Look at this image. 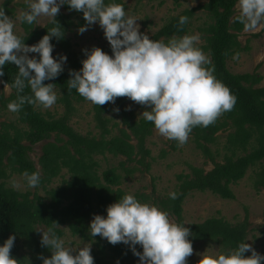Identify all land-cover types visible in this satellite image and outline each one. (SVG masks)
<instances>
[{
    "label": "trees",
    "instance_id": "obj_1",
    "mask_svg": "<svg viewBox=\"0 0 264 264\" xmlns=\"http://www.w3.org/2000/svg\"><path fill=\"white\" fill-rule=\"evenodd\" d=\"M13 2L14 0H4L0 4V9H4L10 17H14L15 13ZM113 2L124 6L121 0H106V3ZM160 3H163V0H160ZM236 3L237 0H208L175 14L154 34L144 33L151 39L167 42L173 36L187 34L197 10L204 11L210 22L201 28L207 42L202 47L208 51L212 61L209 67L214 68L215 77L236 97L235 106L230 112L224 113L213 125L194 128L190 134L197 148L210 157L214 164L213 168L206 170L190 165V173L178 175V188L174 191L178 194L177 199H170L168 195L158 202L154 198L153 204H159L164 211L175 215L179 224H185L183 202L189 192L209 190L224 199H235L232 184L242 180L250 168L264 164V86H257L263 79L262 75L256 72L234 73L227 64L229 57L244 48L240 40L243 26L235 19ZM64 7L67 12L60 10L56 18L57 23L64 29V38L57 40L53 37L51 43L54 48L70 52L72 44L68 32L74 27L83 26L86 21L82 12L70 10L67 4ZM181 16L188 17V22L182 28L178 23ZM21 24L24 33L16 34L28 45L38 43L47 34L48 29L54 26L50 22L44 26L29 25L26 22ZM93 47H100L108 54H113L110 44L93 45L89 51ZM84 59L85 53L74 54L57 78L45 81L54 83L55 88L60 91V100L65 106L63 115L45 116L38 106L26 104L16 114L27 129L12 134L9 131L10 125L5 122L0 127V245H3L9 236L15 235L11 253L18 260V264H43L40 257L51 256L50 249L41 246V233L35 231L38 225L45 224L48 229L54 223H58L55 232L61 238L64 231L60 225L64 224L70 228L72 234L81 235L92 241L93 237L89 235L91 219L97 214L106 217L107 207L127 194L119 187L122 176L117 167L112 166L104 170L102 175L98 174L97 155L105 156L107 152L114 156L124 155L127 160L121 161L119 165L128 173L135 170L149 171L151 166V162L146 160V157H151L146 140L155 128L154 124L146 121L143 116L136 119L135 112L128 110V98H117L115 104L109 102L103 106L92 103L98 134L92 132L83 134L70 124V116L75 109L74 102L86 100L77 90H68L69 70H80ZM4 72L5 75L0 79L11 84L18 69L15 65L6 64ZM24 94L31 95L30 89L26 88ZM16 95L15 89H12L11 95L5 99V104L14 101ZM116 107L120 108L123 115L122 123L127 128L120 127L119 122L112 123L113 120L108 116ZM116 126L120 134L112 135V130ZM228 130L225 146L228 152L224 155L223 161H217L211 153L209 144L217 141L218 132ZM41 142L44 144L37 163L31 153L35 145ZM178 146V143L172 140L171 147L176 150ZM249 146L252 148L250 151ZM163 155H166L165 150ZM130 162H136L138 165L126 166ZM37 164L41 168H38ZM63 168L67 169L69 179H63L59 186L47 189V184L60 175ZM9 171L23 174L39 171L41 179L38 186H43L45 194L23 192L8 186L5 179L10 175ZM254 185L257 189L264 187V165L256 172ZM139 196L135 195L142 203L148 199L145 194L142 200ZM185 227L191 230L192 235L189 239L192 241L193 249L201 242H217L227 254L238 248L240 243H248L247 218L232 223L223 217H211L202 222L185 224ZM95 238L91 249L94 264L139 262V258L133 254L129 245L123 243L112 245L105 238L100 236ZM137 250L143 251L140 245H137ZM259 254L264 255V249ZM245 255L250 256L251 251Z\"/></svg>",
    "mask_w": 264,
    "mask_h": 264
},
{
    "label": "clouds",
    "instance_id": "obj_2",
    "mask_svg": "<svg viewBox=\"0 0 264 264\" xmlns=\"http://www.w3.org/2000/svg\"><path fill=\"white\" fill-rule=\"evenodd\" d=\"M27 10L18 19L29 25H40L46 17L54 26L48 29L38 43L28 45L15 32V22L0 9V77L5 75L6 64L15 65L18 73L13 82L0 81L7 94L16 91V99L8 104V110L19 112L24 105L51 108L57 101L54 83L67 62V55L59 59L53 56L51 40L63 39L65 32L57 16L61 6L82 12L86 23L78 31L83 34L99 23L110 44L112 55L100 47L84 49L86 59L80 70H69L68 90H77L91 103L103 106L115 104L117 98H129L146 106L142 116L154 124L158 134L174 140L178 145L187 143L192 130L208 127L236 103L230 89L214 75L212 61L198 47L199 34L173 36L167 42L151 39L140 31L138 18L128 15L122 4L106 3V0H26ZM235 19L243 31L256 33L264 30V0H237ZM187 16L179 18L182 28ZM36 53L38 58L29 54ZM238 55V54H237ZM31 95L24 94L25 89ZM118 111L119 109H114ZM29 188L40 183L39 171L24 173ZM170 199H177L172 192ZM264 224V220H257ZM186 224V223H185ZM172 220L169 214L154 204L142 203L134 195L125 194L107 207V216L97 214L90 223L89 235L105 238L110 244L129 245L139 258V264H188L194 249L189 237L191 230ZM54 223L42 233L41 246L51 251V256H41L43 264H94L91 246L79 249L65 247L64 240L55 232ZM15 235L0 245V264H18L12 255ZM140 245L143 251L137 250ZM251 251V255H245ZM264 255L251 244L240 243L238 248L219 255L204 254L198 264H262Z\"/></svg>",
    "mask_w": 264,
    "mask_h": 264
},
{
    "label": "rangeland",
    "instance_id": "obj_3",
    "mask_svg": "<svg viewBox=\"0 0 264 264\" xmlns=\"http://www.w3.org/2000/svg\"><path fill=\"white\" fill-rule=\"evenodd\" d=\"M4 0H0V4ZM124 3L125 11L128 15L138 18L137 23L140 26V31L148 35L157 32L172 16L178 14L187 7H196L201 3L208 0H160L149 2L148 0H121ZM118 3V2H113ZM15 5L14 17H11L15 22V32L18 34L24 33V28L21 21L18 19L19 15L27 10L26 0H14ZM61 11L67 12L64 5L61 6ZM237 11V9H236ZM78 21V19H76ZM49 19L46 17L40 18V24L46 25ZM210 20L206 13L202 10H197L195 16L192 18L189 31L187 34H199L200 43L198 47L202 48L206 55L209 56L208 51L203 49L205 45V33L201 31ZM36 25V24H35ZM38 26V25H37ZM74 27L68 32V37L71 39L70 52L62 51L58 48L53 49V56L59 59L61 55H67V62L78 52H84V49H90L93 45H107L109 42L104 36L103 29L99 23L89 27L87 31L80 34L78 29ZM242 42L241 48L236 54L228 58L227 64L229 69L234 73H252L256 72L262 75V81L257 86H264V30L256 33L242 32L240 36ZM238 54V55H237ZM32 57H37L38 54L30 53ZM112 55V54H111ZM0 81H2L0 79ZM4 84L0 83V127L3 122L10 125L9 131L14 134L16 131L27 129V126L19 121L18 115L8 110V104L5 99L11 95L3 91ZM57 94V101L51 108H43L38 106V109L45 116L59 117L64 114L65 106L61 102V93L55 88ZM3 98V99H2ZM74 111L70 116V124L78 132L87 134L92 132L98 134L96 122L93 118L92 103L90 101L74 102ZM127 107L129 111H134L136 119L142 117V112L146 106H141L128 98ZM114 109H117L114 108ZM112 110L108 116L111 118L112 123L119 122L120 127H126L122 122L123 115L120 108L118 111ZM127 128V127H126ZM228 131H220L217 133L218 139L215 143H210L209 147L211 153L217 161H223L224 155L228 152L226 149ZM120 134L118 126L112 130V135ZM55 135V134H53ZM135 143L136 140H133ZM172 140L166 139L159 135L154 128L150 136L147 137L146 146L151 150V157H146L147 161L151 162L149 171L135 170L132 173L126 172L119 163L127 160L123 156H114L107 152L105 156L97 155L99 166L97 172L102 175L103 171L110 167H117L118 172L122 176L120 188L126 191L127 194H139L140 200L143 199V194L147 195V201L143 203L153 204L154 198L156 201L166 198L170 193L178 188V175L181 173H190V165L203 167L206 170L213 168L214 164L210 157L206 155L201 149L197 148L193 137L190 135L187 143L183 146H178L174 150L171 147ZM44 142L35 145L31 156L35 162L38 163L42 154L41 147ZM252 148L249 146L248 151ZM163 150L166 155H163ZM138 165L136 162H130L128 167ZM264 164H260L250 168L246 176L239 182L232 184V189L235 193V199H224L218 195L213 194L211 191H198L194 190L188 193L183 202V216L184 222L189 224L191 222H202L211 217H223L232 223L244 221L247 218L249 223L247 242L260 253L264 249V224H258L257 220H264V187L257 189L254 185L255 174L261 169ZM38 168H41L37 164ZM143 168V167H142ZM8 178L5 179L8 186L14 187L21 191L38 192L45 194L43 186L36 188H29L27 180L23 173L17 171H9ZM63 179H69V173L66 168H63L60 175L54 177L50 183L47 184V189L57 187L61 184ZM156 205V204H155ZM160 208V205L157 204ZM162 209V208H161ZM163 210V209H162ZM169 214V213H168ZM170 218L176 221V216L169 214ZM93 219H91L92 221ZM39 229L47 230L45 224L37 226ZM64 231L61 239L64 240L65 247L72 249H79L84 246H94L93 237L92 241L85 239L81 235L72 234L67 225H60ZM42 236V233H41ZM26 251L29 249L25 248ZM226 254L223 247L217 242H201L194 248L193 255L188 258V264H198V261L204 254L219 255ZM139 264V262L137 263Z\"/></svg>",
    "mask_w": 264,
    "mask_h": 264
}]
</instances>
